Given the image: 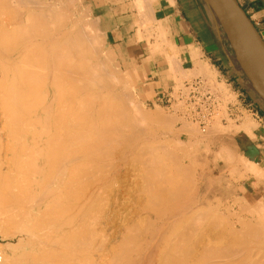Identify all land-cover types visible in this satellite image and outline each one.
<instances>
[{"label": "bare ground", "instance_id": "bare-ground-1", "mask_svg": "<svg viewBox=\"0 0 264 264\" xmlns=\"http://www.w3.org/2000/svg\"><path fill=\"white\" fill-rule=\"evenodd\" d=\"M69 1L0 0V53L1 57L3 54L2 58H4V61L7 59L3 64V59L0 58L1 73L4 72L2 74L3 79L1 78L2 82L0 83H3L4 89L8 87V79L11 78V82L9 83L10 89H8L9 87L6 88L7 92L3 96L1 95L2 98H0V100H4L2 103L5 101L10 103V108L8 109H10L9 113L13 118L12 122L9 123V125L11 124V129L5 131L7 132L5 136L10 137L9 139L15 142L18 141L19 145H23L19 153L18 151H20L19 148L21 146L17 148L19 145H16L15 149L18 154V156H16L17 160L13 159V157H15L13 156L15 155L13 150L15 151V149H13L12 152L9 151L12 149H9L10 146H6L9 149L8 151L13 153L9 155L10 159L7 158V155L2 154L3 157L7 158H5V160L18 164L14 165L17 166L16 170L12 169V171H9V166H13V163H8L3 157L4 163L2 159V161H0L4 166L6 163L10 164L6 165L7 169L5 167L6 170L4 172L0 169V251L2 254L0 264H264V215L261 216L262 214H259L258 207L262 205L258 200L257 204L260 203V205L254 202L256 206L255 204L250 206L248 199L239 197L242 201H238V209L246 213L248 218H242V216L236 215L235 206H237V201H231L230 203L232 204L228 202L226 205L218 204L216 207L213 206V208H211L207 200L208 196L206 192L209 191L212 183L210 180L204 178V175H197L195 170H191L193 166L192 168H188L189 166H185L180 160L179 163V161H177L179 157L173 156L176 152H172L173 155L170 157L171 154L169 152L171 150L169 152L164 151L162 148L163 145L160 146L159 141H157L159 142V147L163 150L159 147V149L155 147L158 146V143H156V145H151L152 139V141L148 140L150 142V146H148L152 148L148 149L149 147H147V149L154 153L156 149L160 150V152L163 151L164 156H161L163 152L160 153V156L157 155L158 157L156 154L154 155V153L150 152L149 155H152L150 156L152 160H150L147 149L145 150L143 147L137 149L141 143L133 147V149L135 148L138 151L143 148L144 150L141 151H143V154L146 153V156H141V153H138L140 151H136L138 155L131 156L130 154H135L136 152L133 150L130 151L129 149L130 153L128 152V148V153L125 152V150L123 151V147L129 144L127 139L129 138L128 134L129 136L135 135L134 133H140V136L144 135L143 130L145 129H140V132L136 129L142 126L139 123L141 121L139 115H141L140 118L142 120L145 119L144 121H148L149 119L151 122V118L147 113L143 114L142 111L141 113H135V116L139 114V117H136L137 121L139 119V125H141H136L135 127L137 121H134V117L133 119L131 118V111L128 108L129 106L127 107L126 105L128 102L125 104V102L132 97H130V93L122 88V85L120 86L122 81L118 82L117 79L121 78L118 73L112 69V65L116 64L114 62L113 51L111 52L113 55H111L109 50L107 51L108 53L102 50L101 46L98 44L99 38L96 39L97 37L90 31L91 29L87 30L86 28V24L89 23L83 20L82 16L79 17L74 12L71 8L72 5L70 6V3H68ZM134 1L140 12V17L146 20L149 16L148 12H150V8L147 6L150 0ZM76 15L79 18L75 19L76 21H71L73 19L72 17ZM88 26L90 27V24ZM228 31L229 36L232 37L234 42L233 44L236 52L238 50L237 55L239 53L241 56L242 62L240 59L239 61L241 64H244L245 71L248 68L247 72L249 77L254 82L258 92L261 91V70L259 67L258 55L254 52L243 35L231 23L228 25ZM156 41H160L161 44H153L151 46L153 47V52L165 53L166 61H168L171 72L176 74V70L180 68V60L177 57L178 54L175 47L163 43L161 37L156 39ZM191 56L194 57L195 53H192ZM6 63H9L8 65L11 64V67L8 66L10 69L7 70L8 73L11 70L9 74L11 76H9V78H7L8 75L5 73L7 72L5 71L7 68ZM3 65H5V67ZM198 67L199 70H194V72L196 71L199 75L202 74V76L209 75L211 78L210 73H207L210 72L207 68L208 66L201 62ZM211 73L213 74V72ZM116 74L118 77H116ZM185 78H187V76ZM211 79H213V77ZM4 82H7V86ZM0 87L3 88L2 86ZM6 89L4 91H6ZM213 89H215V87ZM130 102L132 103V101ZM7 104L4 105L8 107ZM0 107L2 106L0 105ZM2 109L6 108L2 107ZM131 109L133 108L131 107ZM128 110L130 113H128ZM3 115L6 116L2 113V116ZM8 115L9 114H7V116ZM159 116L155 118L157 120L159 118L160 121H158L160 123L161 119L163 121V117H161V115ZM156 119L154 120L155 122ZM242 120L243 119H241V121ZM250 121L251 120L244 118V121L241 122L242 125L240 124L242 131L248 135L252 134V130L255 127V124ZM141 123H143V121ZM167 124L165 126H167ZM184 124L186 125V123ZM185 125H183V128H179L182 132L190 128L184 127ZM6 126L4 128H6ZM160 127H162V125ZM8 128L9 127H7V130ZM230 128L232 127L230 126L229 129ZM20 129H29L33 134H30L29 131L26 133V131ZM191 130H187L189 134H186L190 136ZM218 130H220V128ZM132 131H134L132 135L128 133ZM147 131L145 132L147 133ZM141 132L143 134H141ZM152 132H149L148 136H152ZM176 132L175 134H178V132ZM23 135H27L29 138L25 136L26 139ZM137 136H139V134L135 135L136 138ZM138 138L141 140L143 136ZM199 139L193 143L196 147V149L192 148L194 151L199 150L198 146L201 142ZM167 141L172 145L171 140V142H169V140H166V142ZM10 142H8V145H10ZM136 142L138 143V141H135V143ZM135 143L133 141L130 144L134 146ZM0 145L3 146V141ZM166 145L170 146L168 144ZM153 146L155 150H153ZM224 146L225 144L219 149L221 150L220 154L223 156L224 163L231 166L234 162L238 163L239 161L237 162V160H235V156L229 152L230 149H226ZM199 147L201 148V146ZM206 148L208 147L206 146ZM167 149L169 150V148ZM174 149H172V151ZM157 150L156 152H158ZM109 151H112L111 161H109V158L106 160ZM165 152H168L167 155L170 154V158L176 159L177 157V160H170L171 162L173 161V165H177L176 168H173L172 165L173 170H175L172 171V173H175H173L174 176L169 171L172 168L169 170L167 169L168 165L171 163L168 164ZM6 153L7 152H5V154ZM197 153L198 152H196V154ZM127 157H131V160L133 159V164H131L132 161L130 159V161H127L130 162L131 165H134L135 171L137 169L135 167L139 168L141 166V169H137L136 173L133 171L134 169L130 170L132 174L133 172L135 174L134 179H132L129 169L127 170L129 173H127L128 175L130 174L131 178L124 173V171H120L124 173L121 174L122 176L126 174L129 179L135 181L133 183H136L135 186L137 189V191H135L136 189L132 188L133 185H128L127 188L123 186L125 190L122 185H119L120 188L124 189L122 190L124 191V194L122 193L124 196H120L122 198L125 197V192H127L128 188L135 189L134 193L136 192L137 194L138 192L139 196L144 197V200L147 199V202H145L146 204L143 201L141 207L137 209L143 208L140 211L136 210L144 214L147 207L150 212L149 210L147 211L152 215L154 214L156 219L155 221L151 220L152 224H146L148 225L147 229H145V225L143 226L142 221H139L140 224L142 223V227L145 228L141 227V231H137V234H139L137 238L135 234L133 235L135 239H131L132 235L128 239L129 232L133 231L123 224L125 222L124 220L118 219L120 214L115 215L116 213H113L115 211L118 212L117 209H119L115 205L117 209H113L115 211L112 213L118 218H112L120 221L119 223L122 221L121 225L124 227H121L120 224V226L117 225V227L112 226V232L111 230L110 232L108 231V233L112 234H108V236L100 229L104 237H94L97 233H93V231L95 232L97 229L95 227L98 225L99 220L97 221V219H95L97 222L94 223L91 217L100 212L99 210L107 208L106 205H108H104L105 203L102 204L103 201H100L102 205H99L105 206V208L102 207L103 209H100L101 206L97 204L100 202L95 203V198L96 201L99 200L97 197L104 190L103 188H105L108 182L112 181V179L111 181L109 179L106 184L105 179H108L111 172L119 170L121 162H126ZM154 157L159 158L162 164L165 163L166 160L167 164H164L166 168H164L161 163H158L160 166L154 163L157 160V158H155L156 160L154 161ZM160 157L165 158L162 159ZM169 157L168 160L170 159ZM161 159L165 160L162 161ZM159 160L157 162H159ZM244 160H242V163ZM194 162L196 163L197 161ZM195 163H193L194 166ZM130 164L129 167L131 166ZM245 164L243 165L244 168L247 166V163ZM251 165L249 164L248 167ZM4 166H2V168ZM167 170L172 176L168 174ZM247 170L246 168V171ZM235 172L237 171L235 170ZM114 175L116 174L114 173ZM128 177L124 178L126 179ZM109 178H111V176H109ZM218 179L219 184L217 187L218 192H220L224 189L222 186L225 183V178L221 176ZM127 180L128 179H126V181ZM128 181L125 182L124 185H126V183L129 184ZM122 183L124 182L122 181ZM225 184L229 189H233L230 182ZM113 188L116 187L114 186ZM187 188H190L191 194H188L189 192L187 191L189 190H187ZM116 189L115 192L117 193L118 191H116ZM111 190L109 188V193H111ZM133 190H130V192ZM195 190L201 191L204 194L201 199L202 201L195 199V195H193ZM227 192L228 190L225 191L226 194H228ZM102 193H105V191ZM222 193L223 192H221V194ZM126 195L129 197V194ZM133 195L135 197L131 198H136L135 201L142 199V197L139 198L138 196L137 198V195L132 194V196ZM105 196L104 194V197ZM99 198L104 200L103 197L99 196ZM125 198H127V196ZM239 198L238 200H240ZM111 199L113 202L114 198ZM115 201L113 203L118 202V199L116 202ZM131 201L129 202L131 203ZM126 202L123 203L122 206L127 207L126 205L128 202ZM140 202H135L134 207L136 203L141 204ZM113 203L112 205H114ZM208 205H210V207ZM93 208L99 210L95 212L96 210L94 209L92 215L90 212ZM144 208L145 212H142ZM152 208L155 209V212ZM157 208L161 210L159 211ZM110 211L108 213H110ZM122 212L123 214L125 213L124 211ZM148 212L144 214L148 215H146L145 218L141 216L137 218L141 220L150 218ZM255 214H259L261 217L258 216L260 219L258 220V218H256V224L252 225L251 216ZM87 215L90 218H87ZM111 215L112 214H110V217ZM122 217L120 219L126 220L127 218ZM112 218L111 220L114 222L115 220L113 221ZM137 218L133 216V219L138 221ZM87 219H91L93 225L97 223L95 227L93 226L95 229H91L92 223L90 220L89 222L91 224L89 222L87 223ZM103 219L102 220L105 222L106 218ZM128 219V221L132 220L130 218ZM133 221H131V225L133 224L134 226L136 223ZM156 221L157 223L154 225L153 222ZM201 221H203L204 224H202L203 222ZM105 223L104 225L108 227V222L107 224ZM111 223L110 225L114 224ZM88 224H90L91 227L88 226ZM131 225L129 226L131 227ZM213 225L222 226L225 229L224 232L221 233L218 231L217 233H220L219 236L212 235V232L216 230L215 227L218 230L220 229ZM199 226H207L208 231H205V228L201 229ZM110 227L111 226H109V228ZM133 228L135 229V226ZM102 229L104 230V228ZM209 229L214 230L211 231ZM259 229L263 232L261 236L258 234ZM210 231L211 234H208V237L204 238V236L207 235L206 232L209 233ZM202 232L205 233L202 234ZM125 234L127 237L124 236ZM109 235L111 237H109ZM242 235H246V237L241 238ZM8 237L16 239V243L11 244L10 242H5ZM226 237L229 239H226ZM97 238L99 239L97 240Z\"/></svg>", "mask_w": 264, "mask_h": 264}, {"label": "rangeland", "instance_id": "rangeland-1", "mask_svg": "<svg viewBox=\"0 0 264 264\" xmlns=\"http://www.w3.org/2000/svg\"><path fill=\"white\" fill-rule=\"evenodd\" d=\"M67 1V0H66ZM69 1V0H68ZM74 1V2H73ZM68 3H70L69 5L71 6V8L74 10V12L80 17V16H82L83 17V20H85L86 22H88L89 24H90V27L88 26L89 24H86L87 25V30H89V29H91L90 31L92 32V34H94V36H96L97 38L96 39H98V44H99V46H101V48H102V50L105 52H107L108 50H109V52L111 53L112 52V50L107 46V44L105 43V41H104V37H103V34L101 33V31L99 30V28H98V23H97V19H95L94 17H93V15H92V13H91V10H90V8L89 7H86V5L85 4H83V3H81L79 0H70ZM81 6V7H80ZM137 8V7H136ZM76 15V16H77ZM84 15H85V17H84ZM76 16H74V17H76ZM76 17V18H74V17H72L71 19V21H73V20H75V19H77V18H79V17ZM76 21V20H75ZM85 21H84V23H85ZM142 22V21H141ZM137 23H140V22H137ZM155 23H153L152 21H150L149 23H148V25H146L145 26V24H142V26H138L137 25V27H138V34H139V40H144V41H146L148 44L149 43H151V42H149V40H150V38H153V41L152 42H155L156 41V34H158V30H157V28H156V30H155V32L154 31H152V30H150V27L152 26V25H154ZM94 27V28H93ZM81 30V29H80ZM143 34L144 35H146V36H143ZM153 36V37H152ZM101 41V42H100ZM102 43V44H101ZM153 44H151V45H149V50L151 51V53L153 54V55H155L154 54V52H153V47H151ZM108 53V52H107ZM114 53V52H113ZM113 53H111V55H113ZM2 57H3V54H2ZM1 57V53H0V58H2ZM5 57V56H4ZM113 57H114V62L116 63V64H114V65H112V69L113 70H115L117 73H118V75H119V77L121 78V79H117L118 80V82H121V84H120V86L122 85V88L124 89V90H126L128 93H130V97H132V98H130V100H127L126 102H125V104L128 102V104H126L127 105V107L129 108V110L131 111V113H130V111L128 112V113H130L131 114V118L133 119V117L135 118L134 119V121L136 122L137 121V117L136 116H138V115H136L135 116V113H141V111H142V113L143 114H146L147 113V115H149V117L151 118V122L149 121V119H148V121H144V120H142L140 117H141V115H139L138 117H139V119L141 120L140 122H139V119H138V121L135 123V127H136V125L137 126H141V127H138V128H136V129H138L139 130V132H140V129L142 130V129H145V130H143L144 131V135H142L143 136V138L140 140L138 137H142V136H140V133H134V131H132V132H128V133H131V135H132V133H134L135 135H138L139 134V136H137V138L135 137V135H133V136H129V134H128V137L129 138H127L128 139V142H129V144H128V146L126 145V146H124L122 149H123V151L125 150V152H127V148H128V152H130L131 150H133V151H137V149H139L140 147H143L145 150L147 149V147H149L150 145H149V141H152V143H151V145H156V143H158V146H155V147H159V142H160V146L161 145H163V149H164V151H170L169 153L171 154H169L170 155V157H172V155H173V153H175L176 152V154H174L173 156H177V157H179V159L177 160V157H176V159L175 160H177V161H182L183 162V164L185 165V166H189L188 168H192V166H193V168L191 169V170H195L196 171V174L197 175H200V176H205L204 178H206V179H208V180H210V182L212 183V185L210 186L211 188H209V191H207L206 193H207V196H208V201H209V204L211 205V208H213V206L214 207H216V205H218V204H228V202L230 203L231 201L232 202H234V201H237L236 202V205L237 206H235V213H236V215H240V216H242V218L243 217H246V218H248V216H246L247 214L246 213H243V212H241V211H239V209H238V205H239V203H238V201H242V199H248V201H249V204H250V206H252L253 204H255L254 202H256V204H257V200L261 203V205L263 206L264 205V131H263V129H261L260 127H259V125H258V123L255 121V120H253L251 117H249V116H245L244 118L245 119H249V120H251L250 122H253V124H255V127L253 128V130H252V134H247V133H245V132H243L242 131V127L240 128V126L242 125L241 124V122L242 121H244V118H242L243 120L241 121V119H236V120H234V119H231L228 115H227V113H226V105H227V103H229L230 101H231V96L229 97V96H227V95H225L226 94V92H225V90H224V88H223V86H219L218 88H215V89H213V87L210 85V87H209V89H207L205 86H204V88H205V91H209V92H213L215 95H216V97L217 98H219V94H222V96H223V102H222V104H219L218 106H217V108H215L212 112H211V114L209 115V117H207V120H206V122L204 123V125L206 124V127H204L205 128V130H204V128H203V125H200V123L198 122V121H195V120H193V119H191L190 117H188V116H186L185 115V107H184V105L182 104V103H180V102H178V101H176V102H173L171 105H166V104H158V103H154V100H152V99H149V100H147L145 97H144V95L141 93V91H139L138 89H137V87H136V85H135V83H134V81H133V79H132V75H131V73L130 72H128L126 69H124L123 67H121L120 65H119V62H118V60H117V58H116V55L114 54L113 55ZM3 59V64L5 63V61H7V59L4 61V58H2ZM7 65V68L5 69V71H7L8 69H10V68H8V66H10L11 67V64L10 65H8L9 63H6ZM4 67H5V65H3ZM248 66V65H247ZM115 67V68H114ZM179 67H180V62H179ZM1 69V68H0ZM118 69V70H117ZM181 71V72H180ZM248 71V68L246 69V72ZM2 72V69L0 70V82H2V80H1V78L3 79V73H1ZM180 72V73H179ZM8 76H7V78H9V76H11V75H9L10 73H11V70L9 71V73H8V71L7 72H5ZM184 74L185 73V71H183L181 68H179V71H177L176 72V74H175V76L177 75V74ZM5 74V75H6ZM247 74H248V72H247ZM118 75L116 74V77H118ZM121 75V76H120ZM196 75V74H195ZM199 79H194L193 78V80H189L188 81V83H192V82H195V81H201L204 85H208V84H211V78L213 77V76H211V78H210V76L209 75H204V76H202V74H200V76H199V73H197V75H196ZM209 78H208V77ZM187 77H189V75H187ZM191 77V76H190ZM197 77H195V78H197ZM248 77H249V75H248ZM7 78H6V80H7ZM126 78V79H125ZM11 78H9L7 81H8V87H5V89L6 88H8V89H10V82H11V80H10ZM207 79V80H206ZM251 79V78H250ZM5 80V79H4ZM3 80V81H4ZM5 80V81H6ZM195 80V81H194ZM209 80V81H208ZM126 81V82H125ZM207 82V83H206ZM209 82V83H208ZM1 84V83H0ZM4 84L7 86V82L5 83L4 82ZM187 84V83H186ZM0 86H4L3 85V83L0 85ZM185 84H181V81L179 82H177V85H175V87L173 88V93H172V95H173V97L175 98V100L176 99H178L177 97H178V95H177V91L179 90V89H181V88H185ZM1 88V87H0ZM121 88V87H120ZM221 88V89H220ZM2 89V90H1ZM0 89V98H2V96L7 92V89H6V91H4L5 89H4V87L3 88H1ZM218 89V90H217ZM211 90V91H210ZM222 90V91H221ZM4 91V92H3ZM184 91H185V89H184ZM218 91V92H217ZM2 92H3V94H2ZM2 95V96H1ZM4 100L2 99V100H0V105L3 107V108H6V109H2V107H0V137H1V139H0V144L2 143V141H3V146L2 145H0V161H2L3 159L5 160V158L6 157H3L2 156V154H4V155H7L8 157L7 158H9L10 156V154H15V155H13V156H15V157H13V159H16L17 157L16 156H18V154L16 153L17 151H16V145L18 144L19 145V143H18V141H13L12 139L10 140L9 138L10 137H7V136H5V134L7 133V132H5V131H9L11 128V124L9 125V123H11L12 122V120H13V118H12V115L9 113L10 112V109H8V108H10V103L9 102H4V103H2ZM130 101H132V103L130 102ZM8 103V104H7ZM7 104V106L8 107H6L5 105ZM132 105V106H131ZM178 105V106H177ZM180 105V106H179ZM133 108V109H131V107ZM135 107V108H134ZM4 110H5V112H4ZM6 110H7V112H6ZM138 111V112H136V111ZM134 111V112H133ZM133 112V113H132ZM145 112V113H144ZM2 113L3 114H5L6 116H2ZM7 114H9L8 116H7ZM130 114H129V116H130ZM133 114H134V116H133ZM158 114V115H157ZM159 115H161V117H163V121H162V119H161V124L159 123V118H158V120L155 118V117H158ZM4 117H5V119H4ZM7 117V118H6ZM8 117H9V119H8ZM160 117V116H159ZM249 117V118H248ZM8 119V120H7ZM156 119V122L154 121ZM6 122H8V123H6ZM10 120V121H9ZM176 120V121H175ZM143 121V123H141ZM153 121V122H152ZM166 123H165V122ZM182 121V122H181ZM190 121V122H189ZM7 124V126H6V124ZM141 124V125H139V123ZM145 122V123H144ZM159 124H158V123ZM173 122V123H172ZM207 122H209V123H207ZM3 123H4V125H3ZM152 123V124H151ZM156 123V124H155ZM168 123V124H167ZM184 123H186V125L184 124ZM189 123H191V124H189ZM192 123H193V125H192ZM167 124V126H165ZM170 124V125H169ZM185 125L184 127H186V128H189V129H186V130H183V132H182V130H180L181 128H183V125ZM241 124V125H240ZM9 125V126H8ZM162 125V127H160ZM190 125V126H189ZM239 125V126H238ZM6 126V128H4ZM147 126V127H146ZM218 126V127H217ZM232 127V128H230L229 129V127ZM7 127H9L8 128V130H7ZM167 127V128H166ZM213 127V128H212ZM219 129L220 128V130H218L217 128ZM148 128V129H147ZM176 128V129H175ZM180 128V129H179ZM203 128V129H202ZM149 130V131H147V130ZM192 129V130H191ZM225 129V130H224ZM20 130H22V131H26V133H28V131H29V133L30 134H33L32 132H30V130L29 129H20ZM152 130H153V132H152ZM176 130L177 132H178V134H175V132L174 131ZM189 130H191L190 131V134L192 135H188L189 134V132L188 131ZM196 130V131H195ZM218 130V131H217ZM145 131H147V133L145 132ZM163 131V132H162ZM171 131H173V132H171ZM186 131V132H185ZM195 131V132H194ZM222 131V132H221ZM235 131V132H234ZM151 133L152 132V136H148V133ZM155 132V133H154ZM176 132V133H177ZM180 132H182V133H180ZM202 132H204V133H202ZM221 132V133H220ZM230 132V133H229ZM145 133H146V135H145ZM186 133H188V134H186ZM196 135H195V134ZM198 133V134H197ZM141 134H143L142 132H141ZM27 135H29V134H27ZM27 135H23L24 137L25 136H27ZM172 135H174V136H172ZM176 135H177V137H176ZM251 135V136H250ZM172 136V137H171ZM200 136H201V138H200ZM203 136H206V137H203ZM224 136V137H223ZM254 136V137H253ZM28 137V136H27ZM146 139H145V138ZM148 137V138H147ZM26 138V137H25ZM29 138V137H28ZM136 140H135V139ZM196 138V139H195ZM200 138V139H199ZM6 139V140H5ZM8 139V140H7ZM27 139V138H26ZM138 139V140H137ZM143 139H145V140H149L148 142L147 141H145V140H143ZM152 139V140H151ZM188 139V140H187ZM200 140L201 142H200V145L199 146H201V148L198 146V151L197 150H195L194 151V149H196V147L194 146V141H197V140ZM23 140H24V138H23ZM129 140H132V141H129ZM166 140H169V142H171L172 141V145L170 144V143H168V141L166 142ZM171 140V141H170ZM10 141H12V142H10ZM26 141V140H25ZM134 141V143H135V141H138V143L135 145L134 144V146H133V144H130V143H132ZM143 141V142H142ZM154 141H156V142H154ZM157 141H159V142H157ZM175 141H176V143H175ZM189 141V142H188ZM8 142H10L9 144L10 145H8ZM12 143V144H11ZM14 143H16V144H14ZM139 143H141L140 145H139ZM148 143V144H147ZM174 143H175V145H174ZM14 144V146L12 147V145ZM166 144H168V145H170V146H167ZM184 144V145H183ZM222 144V145H221ZM223 144H225V146H224V148H229L228 150H229V152H231L234 156H235V160H237V162L238 163H236V162H234V164H232V166L231 165H228V164H225L224 163V159H223V156H221V154H220V152H221V150H219L220 148H221V146H223ZM132 145V146H131ZM137 145H139V147H137V149H133V147H135V146H137ZM147 145V146H146ZM149 145V146H148ZM165 145V146H164ZM181 145V146H180ZM6 146H10L9 147V149H11V150H9L8 149V147H6ZM21 146V147H20ZM145 146H146V148H145ZM177 146V147H176ZM191 146V147H190ZM206 146L208 147V148H206ZM229 146V147H228ZM20 147V148H19ZM23 147V145L21 144V145H19V146H17V148H19V150L20 151H18V153L19 152H21V148ZM166 148V150H165V148ZM188 147H190V148H188ZM143 148H141V150H144ZM152 148V147H151ZM150 147L148 148V149H151ZM160 149H162L161 147H159ZM158 148V149H159ZM167 148H169V150L167 149ZM171 148V149H170ZM175 148V149H174ZM177 148H180V149H177ZM192 148H194V149H192ZM13 149H15V151L13 150ZM129 149H130V151H129ZM147 149V154L149 155V153L151 152V150L149 151ZM162 149V150H163ZM172 149H174L173 151H172ZM177 149V150H176ZM203 150V151H201V150ZM11 151L12 152V150H13V153H10L9 151ZM114 150V149H113ZM119 150H121V149H119ZM118 150V151H119ZM141 150H138V151H140V152H138V153H141V156L142 155H144V156H146V153L145 154H143V151H141ZM153 150H155V148H154V146H153ZM152 150V151H153ZM157 150V149H156ZM156 150H155V153L154 152H151V153H154V155L156 154V156L158 155V156H160L161 154L160 153H162L163 151H161L160 152V150H157L158 152H156ZM193 150V151H192ZM132 151V152H133ZM200 151V152H199ZM205 151V152H204ZM208 151V152H207ZM218 151V152H217ZM5 152H7L6 154H5ZM115 152V151H114ZM127 152V153H128ZM135 153V154H130L131 156H135V155H138V153ZM168 152H165V154L167 155L168 154ZM173 152V153H172ZM195 152V153H194ZM196 152H198L197 154H196ZM111 153H112V151L110 152L109 151V153H108V157H106L107 159L106 160H108V158H109V161H111L112 160V158H111ZM131 153V152H130ZM180 153V154H179ZM206 153V154H205ZM215 153V154H214ZM217 153V154H216ZM17 154V155H16ZM183 154V155H182ZM195 154V155H194ZM212 154H214V155H212ZM140 155V154H139ZM169 155H167V156H165V157H167V162H168V164L169 163H171V164H169L168 165V167H167V169L169 170L170 168H172V165H173V161L171 162L170 160H174L173 158H170L169 157ZM181 155V156H180ZM187 157H186V156ZM204 155V156H203ZM212 155V156H211ZM237 155V156H236ZM110 156V157H109ZM150 156H152L151 154L149 155V157ZM157 156V157H158ZM161 156H164V152L162 153V155ZM185 156V157H184ZM190 156V157H189ZM2 157H3V159H2ZM157 157H154V161L156 160L155 158H157ZM165 157H163V158H165ZM168 157L170 158L169 160H168ZM189 157V158H188ZM195 157V158H194ZM204 157V158H203ZM238 157V158H237ZM6 158V159H7ZM131 158V157H130ZM130 158H128L127 157V159H126V162H121V164H120V168H119V170H117V171H115V172H111L110 174L111 175H109V176H111V178H109V176H108V179L106 178L105 180H106V184H107V182L109 181V179H110V181H111V179H112V181L111 182H108V184L105 186V188H103L104 190L102 191V192H104L105 191V193H102L101 192V194H99V196L100 197H103L104 198V200L102 199V198H99V196L97 197V199H99V200H97L96 201V198H95V203H97V202H100V201H103L102 202V204H104V205H106V204H108V205H106L107 206V208H109V209H107V208H105V206H101L102 204H101V202L100 203H97L98 205L99 204H101V205H99V206H101V208L99 207V206H97V207H99L100 209H103V208H105V209H103V210H99V209H95V208H93V210L90 212L91 214H92V212L94 211V209L96 210L95 212H98V210L100 211V212H98V213H96L95 214V212H94V214L95 215H93L92 217H91V219H92V221L95 223V222H97L98 220H99V222H98V225L100 226V228H99V226L98 225H96V227H95V225H93V223H92V221H91V219H89L90 221H91V223H92V227L90 226V222H89V220L87 221V223L89 222L90 224H88V226H90L91 227V229L93 230V228L95 227V228H97L96 230H95V232L93 231V233H97V234H95V236L94 237H99V238H102V237H104V234L103 233H101V230H102V232H104L105 233V235L107 234V236H108V234H112V233H108V231L110 232V230H111V232H112V230H113V228H112V226H116L117 227V225L118 226H120L121 224H122V221L124 220L125 222L123 223L124 225H126L131 231H133V232H129L130 234H129V236H128V239H129V237L132 235H135L136 234V238L138 237L137 235H139V234H137V231H141V229L142 228H145V227H142V223H143V226L145 225L146 226V228L145 229H147V227H148V225L149 224H152L151 222V220H153V221H155V215L153 216L151 213H149L150 212V210L146 207V212H145V208L143 209V211L142 212H145V213H147L148 211L147 210H149V212H148V214H149V217L150 218H148V217H146V218H148V219H139L140 218V216L141 217H143V218H145V216L147 215H144L143 213H141V212H139L142 208H140V209H137V208H139V207H141V205H142V203H143V201H144V203L145 202H147V199H143L144 197H142V196H139V194H138V192H137V194H136V192L134 193V190L136 189V186H135V184L136 183H133V182H135V181H133L132 179H134V176H135V174H134V172L136 173L137 172V169L138 170H140L141 169V166L138 168V167H135V168H137L136 169V171H135V169H134V165H131V164H133V162L134 161H132ZM152 157H150V160H152L151 159ZM160 158H162V157H160ZM162 158V159H163ZM188 158V159H187ZM191 158V159H190ZM240 158V159H239ZM2 159V160H1ZM10 159V158H9ZM131 160L132 161V163L130 164V162H128L127 160ZM161 159V160H162ZM193 159H194V161H197L196 163L193 161ZM204 159H206V160H204ZM244 160L243 161V163H242V160ZM4 160H3V163H4ZM17 160V159H16ZM16 160H14L15 162H17ZM129 160V161H130ZM159 160V158H157V160L154 162V163H157V165H158V163L160 164L161 162H160V160H159V162H157ZM165 160V159H164ZM164 160H162V161H164ZM241 160V161H240ZM246 160H247V162H246ZM5 161H7V160H5ZM13 161V160H12ZM170 161V162H169ZM176 161V162H177ZM180 161H179V163H180ZM190 161V162H189ZM8 163L10 162L11 163V161H7ZM131 165L130 167H129V164ZM167 162H166V160H165V163L167 164ZM195 163V166L193 165V163ZM247 163V166H245V168H244V164L245 163ZM249 162H251V163H249ZM1 163V165L3 164L2 162H0ZM8 163H6V165H10V164H8ZM13 163V162H12ZM11 163V164H12ZM122 163H123V165H122ZM165 163H161L162 165H163V167L164 168H166L165 166H164V164ZM201 163V164H200ZM236 163V164H235ZM252 166H249L248 167V165L249 164ZM135 164V163H134ZM137 164V163H136ZM165 164V165H166ZM190 164H191V166H190ZM0 165V169L4 172L6 169H7V167H6V165L4 166V165H2V166H4L3 168H2V166ZM14 165H18V164H14L13 163V166ZM128 166V168H127V166ZM137 165H139V164H137ZM171 165V166H170ZM200 165V166H199ZM233 165H234V167H233ZM246 165V164H245ZM13 166H9V171H12V169L13 170H16V167L17 166H14L15 167V169H14V167ZM123 166V167H122ZM136 166V165H135ZM158 166H160V165H158ZM176 164H174L173 165V168L175 167L176 168ZM235 166H236V168H235ZM5 167H6V169H5ZM11 167V168H10ZM126 169H125V168ZM122 168V169H121ZM131 168V169H130ZM173 168L171 169V170H169L171 173H172V171H175V170H173ZM231 168H233V169H231ZM235 168V169H234ZM246 168L248 169L247 171H246ZM252 168V169H251ZM255 170H254V169ZM124 169V170H123ZM129 169V171L130 170H132V169H134L133 171V174H132V171H130V174H131V176H132V179H129V177L128 176H130V174L128 175V170ZM215 169V170H214ZM250 169V170H249ZM122 170V171H121ZM167 170V172H168V174L170 173L169 171ZM235 170L237 171V172H235ZM245 170V171H244ZM8 171V170H7ZM6 171V172H7ZM123 172L124 171V173H126L125 175H121V174H124V173H121V172ZM126 171V172H125ZM216 171V172H215ZM117 172V173H116ZM128 172V173H127ZM114 173L117 175H114ZM174 173V172H173ZM173 173H172V175H173ZM199 173V174H198ZM202 173V174H201ZM218 173V174H217ZM113 174V175H112ZM175 174V173H174ZM169 175H171V174H169ZM171 175V176H172ZM116 176V177H115ZM131 176H130V178H131ZM174 176V175H173ZM224 177L225 178V183H228V182H230V184L233 186V189H229L228 187H227V185L225 184H223V186L222 187H224V189H222L220 192H218V187H217V185L219 184V182H218V178L219 177ZM247 176V177H246ZM123 177V178H122ZM124 177H128V178H126V179H128L127 181H128V183L129 184H127L126 183V185H124L125 184V182H127L126 181V179L124 178ZM115 180H114V179ZM117 178V179H116ZM119 178V179H118ZM121 178V179H120ZM231 178H233V179H231ZM125 179V180H124ZM108 180V181H107ZM117 180V181H116ZM132 180V181H131ZM178 180L180 181V179L178 178ZM182 180V179H181ZM121 181V182H120ZM122 181L124 182V183H122ZM130 181H131V184H130ZM113 182H114V184H113ZM118 182V183H117ZM120 182V183H119ZM181 182V181H180ZM218 182V183H217ZM105 183V182H104ZM110 183V184H109ZM117 183V184H116ZM110 185H112L113 187L115 186L116 188L120 185H122V187L124 186V187H128V185H133V187L132 188H135L134 190L133 189H127V192H130V190H133V191H131L130 193H127V192H125V197L127 196V198H125V197H121L120 195H122V193L124 192V191H122V190H124V189H122V188H120V186L116 189V188H113L112 186H110ZM118 185V186H117ZM110 186V187H109ZM112 187V188H111ZM130 187V186H129ZM226 187V188H225ZM109 188H110V190H111V193H109L110 191H109ZM228 188V189H227ZM114 189V190H113ZM115 189H116V191H118L117 193L115 192ZM192 189V188H191ZM211 189V190H210ZM106 190H108V191H106ZM126 190V189H125ZM129 190V191H128ZM187 190H189V191H187V192H189L188 194H191L190 193V188L188 189L187 188ZM228 190V194H226L225 193V191H227ZM233 190V191H232ZM113 191V192H112ZM119 191H121V192H119ZM135 191H137V189L135 190ZM193 192V191H192ZM221 192H223L222 194H221ZM114 193H115V195H114ZM119 193V194H118ZM121 193V194H120ZM196 193V194H195ZM210 193V194H209ZM235 194V196H234V194ZM104 194L108 197H104ZM116 194H118V195H116ZM124 194V193H123ZM126 194H129V197H130V199H129V197H128V195H126ZM132 194H135V195H137V198H138V196H139V198L140 197H142V199H140V200H138V201H135L136 200V198H131V197H135L134 195L132 196ZM185 194H186V196H187V193H186V190H185ZM103 195V196H102ZM110 195V196H109ZM193 195H195L194 197H195V199L196 200H198V201H202L201 199L203 198V196H204V194L201 192V191H197V190H195L194 192H193ZM119 196V197H118ZM122 196H124V195H122ZM118 197V198H117ZM234 199H233V198ZM239 197H241L242 199H240ZM106 198H107V200H106ZM111 198H114L113 200L115 201H117V199H118V202H116V203H113L111 200ZM122 198V199H121ZM126 200H125V199ZM229 198H230V200H229ZM238 198L240 199V200H238ZM261 198V199H260ZM125 201H124V200ZM128 199V200H127ZM131 199H132V201H131ZM215 199V200H214ZM219 199V200H218ZM233 199V200H232ZM260 199V200H259ZM212 200V201H211ZM217 200V201H216ZM263 200V201H262ZM106 201V202H105ZM109 201H111L114 205H112V203L111 202H109ZM124 201V202H123ZM128 202V204L126 205V204H124V205H126L127 207H124V206H122L123 205V203H125V202ZM129 201H131V203L129 202ZM141 201V202H140ZM226 201V202H225ZM109 202V203H108ZM126 202V203H127ZM133 202V203H132ZM135 202H140L141 204H135V207H134V203ZM93 203V202H92ZM95 203H93V204H95ZM122 203V204H121ZM260 203H258L259 205H260ZM109 204H110V206H112V207H110L109 206ZM120 204H121V206H120ZM146 204V203H145ZM214 204V205H213ZM230 204H232V203H230ZM256 204H255V206H256ZM257 204V205H258ZM96 205V204H95ZM115 205L117 206V208H119L120 209V211H119V209H117L116 207H115ZM136 205H139V206H136ZM210 205H208L209 207H210ZM114 206V207H113ZM145 206V205H144ZM262 206L261 207H258L259 208V214L261 213L262 215L261 216H263L264 215V206H263V208H262ZM103 207V208H102ZM134 207V208H133ZM254 207V206H253ZM112 210H111V209ZM124 210H123V209ZM126 208V209H125ZM127 208H128V210H127ZM262 208V209H261ZM113 209H117V211L118 212H116L115 210H113ZM131 209H133V210H131ZM139 210V211H137V210ZM159 211L161 210L160 208H157ZM111 210V211H110ZM124 211L125 213L123 214V212L122 211ZM133 212V214H132V212ZM152 210L155 212V209H153L152 208ZM102 211V212H101ZM105 211V212H104ZM110 211V213H108ZM113 211H115V212H113ZM130 211V212H129ZM115 214V215H121V217L123 216L124 218H126V220L125 219H120L121 217H120V215L117 217V216H115L113 213ZM135 212H137V213H135ZM157 212V211H156ZM102 213V214H101ZM135 213V214H134ZM89 214V213H88ZM91 214H89V215H91ZM109 216H108V215ZM110 214H112L111 215V217H110ZM126 214V215H125ZM259 214H255L254 216H251L252 218H251V220H252V222H251V224L253 225H255L256 224V222H257V219L256 218H258V220L260 219L258 216H260ZM102 215V216H101ZM128 215V216H127ZM137 215V216H136ZM142 215H144V216H142ZM98 216H100V217H98ZM107 216V217H106ZM133 216L134 217H138L139 216V218H137L138 219V221L137 220H135V219H133ZM148 216V215H147ZM260 216V217H261ZM96 217V218H95ZM109 217H110V219H109ZM115 217V219L116 218H118L119 220H122L121 221V223H119L120 221H118V220H115V219H113V218ZM122 217V218H123ZM250 217V216H249ZM264 217V216H263ZM87 218H90L88 215H87ZM103 218H106L105 219V222L103 221L104 219ZM108 218V219H107ZM111 218L113 219V221L114 222H112V220H111ZM128 218H130V219H132V220H130V221H128L129 219ZM153 218V219H152ZM95 219H97V221H95ZM103 219V220H102ZM134 220V221H133ZM145 220V221H144ZM149 220V221H148ZM112 223H111V222ZM118 221V222H117ZM128 221V222H127ZM131 221H133L134 223H136V225L134 224V226H135V229L133 228L134 226H133V224L131 225ZM142 221V223L140 224V222ZM146 221H147V223H146ZM157 221H158V219H157ZM157 221L156 222H153V224L155 225L156 223H157ZM256 221V222H255ZM107 222H108V224H109V226H111L110 228H109V226L107 227V225L105 226L104 225V223L105 224H107ZM111 224H113V225H110V223ZM127 222V223H126ZM137 222H139V223H137ZM200 222V221H199ZM201 222H203V221H201ZM118 223V224H117ZM116 224V225H115ZM120 224V225H119ZM128 224V225H127ZM146 224H148V225H146ZM199 224V223H198ZM202 224H204V222L202 223ZM129 225H131V227L129 226ZM139 225V226H138ZM141 225V226H140ZM201 225V224H200ZM94 226V227H93ZM123 225H121V227H122ZM125 226V227H126ZM202 226V225H201ZM201 226H199L201 229L203 228H205V231H208V227L206 226V227H201ZM210 226V225H209ZM211 226H212V224H211ZM214 227L215 226H217V225H213ZM220 226V225H219ZM217 226L218 228H220L219 230L215 227V229L217 230H214V232H212V235H218L219 236V234L217 233L218 231H220L221 233H223L224 232V228L222 227V226ZM124 227V226H123ZM138 227H139V229H138ZM142 227V228H141ZM213 227V228H214ZM223 229H222V228ZM94 228V229H95ZM102 228H104V230L102 229ZM107 228V229H106ZM136 228H137V230H136ZM210 228H212V227H210ZM101 229V230H100ZM106 229V230H105ZM132 229H134V230H132ZM145 229H143V230H145ZM201 229H200V231H201ZM209 230H211V229H209ZM213 230H211V231H213ZM99 233H98V232ZM204 231V230H203ZM211 231L208 233V232H206V236H204V238L205 237H208V234H211ZM259 231V232H258ZM257 232H258V234H260L259 236H261V234L263 233V232H261L262 230L261 229H259ZM261 232V233H260ZM132 233V234H131ZM205 232H202V234H204ZM214 233V234H213ZM99 234V235H98ZM102 234H103V236H102ZM258 234H255V235H258ZM263 235V234H262ZM93 236V235H92ZM101 236V237H100ZM124 236H126L127 237V235L125 234ZM131 236V239L132 238H134V236L132 237ZM258 236V237H259ZM109 237H111L110 235H109ZM210 237V236H209ZM243 237H246V235L245 236H241V238H243ZM99 238H97V240L99 239ZM106 238V237H105ZM108 238V237H107ZM222 238V237H221ZM135 239V238H134ZM225 239V238H224ZM226 239H229V238H227L226 237ZM225 239V240H226ZM5 242H10L11 244H13V243H16V239H12V237H8L7 239H6V241ZM0 243H1V240H0ZM2 246V245H1ZM4 250V249H3Z\"/></svg>", "mask_w": 264, "mask_h": 264}, {"label": "crops", "instance_id": "crops-1", "mask_svg": "<svg viewBox=\"0 0 264 264\" xmlns=\"http://www.w3.org/2000/svg\"><path fill=\"white\" fill-rule=\"evenodd\" d=\"M79 1L90 8L105 43L116 55L119 65L131 73L137 89L147 100H154L162 93L172 95L178 81L186 84L193 78L199 79L195 74L202 62L210 70L207 73L213 76L211 86H223L225 95L232 98L226 105L227 115L234 120L247 115L264 131V101L250 82L244 64L243 69L239 61L242 62L240 54L237 55L207 0H150L146 20L140 17L134 0ZM236 1L264 42V0ZM150 21L155 23L150 30H158L156 39L161 37L163 43L175 47L180 68L187 74L175 76L165 53H151L149 45L161 44L160 41L152 42L150 38L148 44L139 40L137 25L146 26ZM230 39L234 43L231 36ZM188 74L191 77L185 78ZM204 84L209 89L210 85ZM219 95V104H222L223 96Z\"/></svg>", "mask_w": 264, "mask_h": 264}, {"label": "water", "instance_id": "water-1", "mask_svg": "<svg viewBox=\"0 0 264 264\" xmlns=\"http://www.w3.org/2000/svg\"><path fill=\"white\" fill-rule=\"evenodd\" d=\"M207 1L211 6L213 12L215 13L221 26L225 30L231 44L233 45L228 31V25L230 23L243 35V37L251 45L254 52L258 55L259 65H260L259 67L261 70V91L258 92L254 82L250 79V77L248 78L252 83L256 92L264 101V42L261 36L259 35L258 31L252 24L251 20L243 11V9L239 6L236 0H207Z\"/></svg>", "mask_w": 264, "mask_h": 264}, {"label": "built area", "instance_id": "built-area-1", "mask_svg": "<svg viewBox=\"0 0 264 264\" xmlns=\"http://www.w3.org/2000/svg\"><path fill=\"white\" fill-rule=\"evenodd\" d=\"M184 89L177 91L178 99L175 100L173 95L169 93H162L155 97L154 103L171 105L173 102H180L185 107V115L203 125L211 112L219 105V98L215 94L205 91L201 81H195L185 84ZM2 254L0 251V261Z\"/></svg>", "mask_w": 264, "mask_h": 264}]
</instances>
